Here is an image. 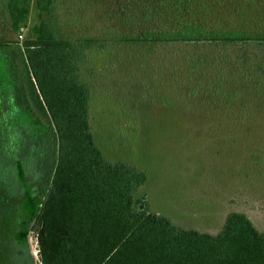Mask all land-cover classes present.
I'll return each instance as SVG.
<instances>
[{"label":"trees","instance_id":"1","mask_svg":"<svg viewBox=\"0 0 264 264\" xmlns=\"http://www.w3.org/2000/svg\"><path fill=\"white\" fill-rule=\"evenodd\" d=\"M32 5L30 36L9 39L2 28L18 31ZM109 40L195 48L173 68L181 93L231 116L264 105V0H0V168L20 247L33 225L39 264H264V228L244 212L211 234L136 205L147 175L98 147L79 75Z\"/></svg>","mask_w":264,"mask_h":264},{"label":"rangeland","instance_id":"2","mask_svg":"<svg viewBox=\"0 0 264 264\" xmlns=\"http://www.w3.org/2000/svg\"><path fill=\"white\" fill-rule=\"evenodd\" d=\"M57 14L62 17V10ZM37 19L32 5L18 31L6 26L2 30L20 42L30 36ZM58 28L66 35L72 28L77 31L64 20L58 21ZM194 49L116 40L87 49L79 75L90 92L95 142L108 160L124 161L146 173L145 184L134 194L137 206L211 234L219 231L231 211L244 212L263 229L264 105L256 110L250 106L244 116H231L201 95L191 99L181 93L173 68L188 53H196ZM3 170L0 264H39L33 225L26 250L20 247L23 214L10 187L13 178L6 179Z\"/></svg>","mask_w":264,"mask_h":264},{"label":"water","instance_id":"3","mask_svg":"<svg viewBox=\"0 0 264 264\" xmlns=\"http://www.w3.org/2000/svg\"><path fill=\"white\" fill-rule=\"evenodd\" d=\"M142 208H143L142 205H140V206H139V209H142Z\"/></svg>","mask_w":264,"mask_h":264}]
</instances>
